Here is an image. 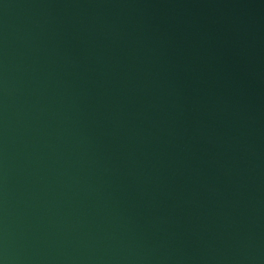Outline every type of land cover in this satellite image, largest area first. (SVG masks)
Masks as SVG:
<instances>
[{
    "label": "water",
    "instance_id": "1",
    "mask_svg": "<svg viewBox=\"0 0 264 264\" xmlns=\"http://www.w3.org/2000/svg\"><path fill=\"white\" fill-rule=\"evenodd\" d=\"M0 264H264V0H0Z\"/></svg>",
    "mask_w": 264,
    "mask_h": 264
}]
</instances>
